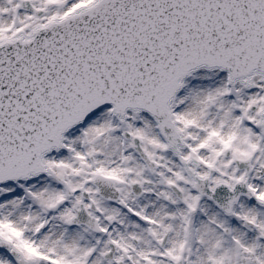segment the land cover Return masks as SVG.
Returning a JSON list of instances; mask_svg holds the SVG:
<instances>
[{
    "label": "snow or ice",
    "instance_id": "snow-or-ice-1",
    "mask_svg": "<svg viewBox=\"0 0 264 264\" xmlns=\"http://www.w3.org/2000/svg\"><path fill=\"white\" fill-rule=\"evenodd\" d=\"M0 264H264V0H0Z\"/></svg>",
    "mask_w": 264,
    "mask_h": 264
}]
</instances>
